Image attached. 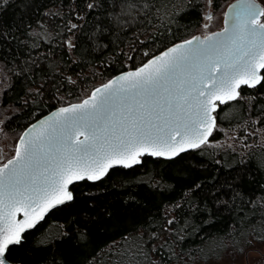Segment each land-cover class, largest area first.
Segmentation results:
<instances>
[{"label": "trees", "instance_id": "1", "mask_svg": "<svg viewBox=\"0 0 264 264\" xmlns=\"http://www.w3.org/2000/svg\"><path fill=\"white\" fill-rule=\"evenodd\" d=\"M227 1L208 0L214 12ZM206 7L205 0H0V128L20 135L201 33ZM239 93L219 106L200 148L172 160L145 156L75 183L73 200L12 246L11 263L220 264L264 243V71L258 86Z\"/></svg>", "mask_w": 264, "mask_h": 264}, {"label": "snow or ice", "instance_id": "2", "mask_svg": "<svg viewBox=\"0 0 264 264\" xmlns=\"http://www.w3.org/2000/svg\"><path fill=\"white\" fill-rule=\"evenodd\" d=\"M234 8L240 11L233 18L231 31L225 28L218 34L225 37L223 40L213 42L209 36L207 44L191 47L193 41L189 40L171 48L138 72L97 89L100 96L93 93L82 105L61 108L48 122L50 131L21 139L23 150L17 148L16 158L0 168V264H11L8 254L12 246L21 245L25 231L35 227L47 211L73 200L68 186L75 181L100 180L113 166L112 161L127 168L140 163L138 157L145 154L173 159L188 148L208 143L216 128L212 116L216 101L236 100L241 84L254 88L262 80L258 73L264 69V23L258 17H264V10L247 0ZM206 19L211 20V15ZM192 68L195 74L188 71ZM183 73L187 75L182 86L166 88V108L158 101H153L154 107L142 104L147 116L141 112L131 117L130 123L121 125L118 135L114 133V140L100 138L99 120L117 96L135 89L147 99ZM153 117L159 123H153ZM84 130L85 140H75ZM56 145H63V150L57 147L55 154L45 153L46 147ZM45 161L54 162V166L48 167ZM40 167L43 171L37 175L34 169ZM21 209L24 219L13 220Z\"/></svg>", "mask_w": 264, "mask_h": 264}, {"label": "water", "instance_id": "3", "mask_svg": "<svg viewBox=\"0 0 264 264\" xmlns=\"http://www.w3.org/2000/svg\"><path fill=\"white\" fill-rule=\"evenodd\" d=\"M244 2H245V0H233L226 6L225 11H224V15H223V22H222L223 26H222V29L217 30V31H213V32H211V33H209L207 35H204V36L195 35V36H192V37H190L188 39L176 42V43L168 46L167 48L163 49L162 51L158 52L157 54L153 55L152 57H150L147 61H145L139 67L134 68V69H130V70H126V71L120 72V73L112 76L106 82H104V83L96 86L95 88H93L90 91L89 95L84 97L81 101L73 102V103H70V104H67V105H63V106H59V107L51 110L50 112L46 113L45 115L39 117L35 121H33L30 125H28L20 133V135H19V137H18V139L16 141V144H15V149H14L13 156L11 158H9L7 161H5L3 164H0V168H3L4 165L8 163L9 160H14L16 158V150H17V148H20L21 150H23L24 145L21 143V139L22 138L24 140H28L31 137H34V136H37V135L41 134L45 129H49L48 122L52 121L55 118L56 114L59 112V110L61 108H71L74 105H82L85 100H90L91 99L93 93H96L97 96H100L101 93L96 92L97 89H103L105 85L110 84L113 81H118L121 76L127 77L129 73L138 72L141 68H145L152 61H156V60H158V58L163 57L164 53L169 51L171 48L177 47L179 45H185L186 42L189 41V40L193 41V44L191 45V47H196L198 43L207 44L208 41L206 40V38L209 37V36L213 37V42H215L217 40H223L225 37H221L218 34L223 33L225 28H228L231 31L232 24H233V18L236 15V13L238 11H240L239 9L234 8V6L243 4ZM247 2L248 3H254L260 10H264L262 5L259 2H257L256 0H247ZM262 18L263 17H258L259 21L261 23H264V21H261ZM197 38H198V40H197ZM212 54L214 56L216 55L215 53H212ZM188 71L191 72L192 74H195L196 70H195V68H192V69H189ZM263 71H264V69H261L259 71V73H258L262 77V79H263ZM186 75H187V73H183V74H180L177 77H175L174 78V82L173 81L165 82L164 87H161L159 89V93L158 94H155L152 97H148L147 99H146V97H145V95L143 93H139L135 89H133L132 91H130L128 93H121L119 96H117L114 100H112L110 102L107 112L99 120V123H98V126H97V133L100 136V138L103 139L104 137H109V138L114 140L115 139L114 133L116 135H118L121 132V125L124 124V123H130L131 117L138 116L141 112H144L145 116H147L146 108H142L141 107L142 104L145 105L146 107L151 104L154 107L155 105H154L153 101H158L159 104L164 105L165 108H166L167 107V102H168V91H166V88L170 89V88H174V87L178 88V87L182 86L181 85V81L185 78ZM117 87H119V85H117ZM201 87H207V85H201ZM243 87H246L248 89H252V88H249L247 85L241 84V86L238 89V91H240V89L243 88ZM229 101H233V100H229ZM229 101H227V102H229ZM226 103H224V104H226ZM224 104H220L219 101H216V111L212 113L213 117H215V114H216L219 106L220 105H224ZM156 110L159 111L158 108ZM125 117H129V119L125 120ZM41 122H44V123L42 124ZM153 123H159V121H156L155 118L153 117ZM49 131H50V129H49ZM85 135H86V130L81 131V132L76 134L75 140L83 141V140H85ZM209 138H210V136L208 137V140H209ZM177 139H178V137H177ZM57 147L60 148L61 150H63L64 146L63 145H56L53 148H47L46 147L45 148V153L51 152V153L55 154ZM195 149H197V148H195ZM195 149L188 148V150L185 151V152L192 151V150H195ZM185 152H181L180 154L185 153ZM40 156H41V158H43V154H40ZM145 156L146 157H151V158H161V159H164V160H172V159H166L164 156H150V155L145 154L143 156L138 157V159L140 160V163H141V159L143 157H145ZM177 156H175L174 158H176ZM87 162H90V161H87ZM45 163H48V161H45ZM111 163L113 164V166L107 170V173L109 172V170H111L113 168H125V167L122 166V164L116 163L115 161H112ZM140 163L132 164L131 167L136 166V165H140ZM53 166H54V162L48 163V167H53ZM131 167H127L125 169L131 168ZM34 171L36 172L37 175H39V173L41 171H43V167L34 169ZM105 175H103L102 178ZM85 180L88 181V182H91V183L99 181V180L92 181V180H87V179H85ZM81 181H83V180L75 181L73 184L69 185L68 186L69 190L71 191V187L75 183H79ZM67 203H69V202H66L65 204H67ZM60 206H62V205H58L57 207H60ZM57 207H55V208H57ZM55 208H52L51 210L47 211L45 213L43 219L46 217V215L50 211H52ZM12 219L13 220H23L24 219L23 209H21L19 212H17L12 217ZM43 219L39 220L38 223L43 221ZM33 228L26 230L25 233L30 231V230H32ZM11 264H16V263H11Z\"/></svg>", "mask_w": 264, "mask_h": 264}, {"label": "rangeland", "instance_id": "4", "mask_svg": "<svg viewBox=\"0 0 264 264\" xmlns=\"http://www.w3.org/2000/svg\"><path fill=\"white\" fill-rule=\"evenodd\" d=\"M233 0H228L224 3L220 9L216 12L210 8V2L205 0L207 7L205 9V16L211 15L212 19H206L204 22L205 29L197 35H207L213 31L222 29L223 15L226 6ZM259 2L264 9V0H256ZM261 21H264L262 19ZM19 137V134L14 132L5 131L3 128H0V164L7 161L13 156L15 144ZM225 142H229L228 137L225 139ZM228 263H224L223 260H220V264H264V243L252 249H244L237 257H230ZM223 262V263H222Z\"/></svg>", "mask_w": 264, "mask_h": 264}]
</instances>
